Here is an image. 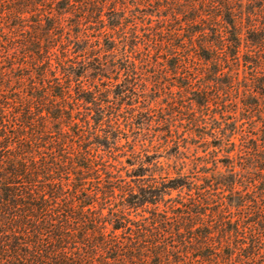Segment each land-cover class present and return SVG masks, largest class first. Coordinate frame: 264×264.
I'll list each match as a JSON object with an SVG mask.
<instances>
[{
  "label": "trees",
  "instance_id": "1",
  "mask_svg": "<svg viewBox=\"0 0 264 264\" xmlns=\"http://www.w3.org/2000/svg\"><path fill=\"white\" fill-rule=\"evenodd\" d=\"M251 1L0 0V264H264Z\"/></svg>",
  "mask_w": 264,
  "mask_h": 264
},
{
  "label": "rangeland",
  "instance_id": "2",
  "mask_svg": "<svg viewBox=\"0 0 264 264\" xmlns=\"http://www.w3.org/2000/svg\"><path fill=\"white\" fill-rule=\"evenodd\" d=\"M248 2V1H247ZM255 6H260L261 4H264V0H252L251 1ZM259 10V8H258ZM259 13H261L260 15H258L257 19L259 20V22H264V11L259 10ZM137 13V12H135ZM155 118V117H154ZM156 119V118H155ZM143 121L146 122V119L144 116H139L137 118H135L134 122L135 125L134 127L137 126H142L141 124H143ZM148 123H151V125H146L148 127V129H139V128H135V130L133 132H129L128 131V136L130 137V141H132L133 139V143L136 142V145L134 148H137V151H143L141 152L143 155V160L147 161L151 160V157L153 156L152 154H157L158 156H160V160L166 162V164H171L175 165L177 163H180V157H182L183 155L180 154L179 149L177 148L176 145H172L171 147H167L165 144L163 145V130H165L167 128L168 125H159L157 124V122L147 121ZM147 124V123H146ZM128 128L130 127L129 125H127ZM131 128H133V126H131ZM142 132V133H141ZM122 136H126L124 134H122ZM187 136V135H185ZM132 143V144H133ZM145 143V145H144ZM123 144L126 145L122 152L126 153V156H123L121 158V160H126V158H130L131 160H133V162H139L137 161V157H133L131 154L133 153V145H129L127 144L126 139H123ZM149 150L150 152L146 153V151ZM155 150V151H154ZM182 150V149H181ZM194 149H192L191 151H193ZM199 150H203L202 148H199L197 151L199 152ZM154 152V153H153ZM136 153H140V152H136ZM144 153L145 156H144ZM134 154V153H133ZM203 154V153H200ZM138 155V154H135ZM125 165L127 166L126 168L128 169H132L133 167L128 166L127 163H125ZM125 172V171H124ZM176 192H174V196H176Z\"/></svg>",
  "mask_w": 264,
  "mask_h": 264
}]
</instances>
